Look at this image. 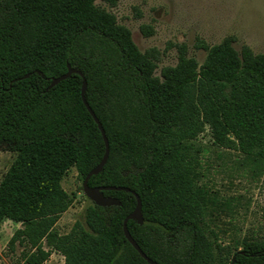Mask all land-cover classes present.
I'll list each match as a JSON object with an SVG mask.
<instances>
[{"label":"trees","instance_id":"trees-1","mask_svg":"<svg viewBox=\"0 0 264 264\" xmlns=\"http://www.w3.org/2000/svg\"><path fill=\"white\" fill-rule=\"evenodd\" d=\"M116 19L96 0H0V150L16 152L0 178V220L20 224L8 250L21 246L25 264H42L51 251L65 264H151L125 238L131 191L104 189L120 203L91 201L84 224L55 228L72 199L61 177L74 167L83 179L104 154L81 98L83 75L109 151L87 183L139 194L143 221L126 220L139 248L162 264H264V238L244 237L237 247L220 242L207 223L215 197L200 182L203 146L197 141L196 151L188 141L175 157L164 151L177 133L198 135L208 121L213 144L242 151L240 164L264 165V51L247 43L237 49L232 35L211 45L198 39L206 49L198 62L177 42L175 63L157 73L159 49L142 51ZM67 63L82 75L49 86Z\"/></svg>","mask_w":264,"mask_h":264},{"label":"rangeland","instance_id":"rangeland-1","mask_svg":"<svg viewBox=\"0 0 264 264\" xmlns=\"http://www.w3.org/2000/svg\"><path fill=\"white\" fill-rule=\"evenodd\" d=\"M96 3L116 14V20L129 28L142 51L152 45L159 49L154 68L157 73L160 66L175 63L177 42L186 43L188 53L198 62L206 54L205 48L196 46L198 39L211 45L232 35L237 49L247 43L254 52L264 51V0H117L112 6L100 0ZM142 24L150 25L151 33L144 34ZM207 123L198 135L177 133L173 144L164 148L165 154L175 157L174 153L184 151L188 141L195 143L196 151L197 141L203 146L200 182L215 197L214 204L206 209V221L220 242L239 247L244 237L264 238V165L253 168L240 164L243 152L213 144ZM15 155L14 151L0 150V178ZM81 179L74 167L61 177V186L72 195L69 206L54 223L61 233L70 230L74 221L84 224V207L91 200L81 187ZM18 226L19 222L9 217L0 220V264H25L19 256L21 246L12 251L6 245ZM42 264L65 261L60 252L51 251Z\"/></svg>","mask_w":264,"mask_h":264},{"label":"water","instance_id":"water-1","mask_svg":"<svg viewBox=\"0 0 264 264\" xmlns=\"http://www.w3.org/2000/svg\"><path fill=\"white\" fill-rule=\"evenodd\" d=\"M67 68L65 72H62L61 74H58L56 76H51L50 78V83L49 86L57 83L59 80H61L64 77H67L71 72H76V73H80L82 75V72L78 69H76L75 67H70L68 65V63L66 64ZM37 72H39L37 70ZM28 75V73H25L24 76ZM83 81H82V86H81V98L84 102L85 107L87 108L88 112L94 117L95 121L98 124V128L99 131L101 133L102 139H103V143H104V154L101 158V160L96 163L92 168H90L86 174L84 175L83 179H81V187L83 188L84 193L90 198V200L92 202H94L95 204L98 205H110V204H115V203H120L118 197L116 196H112L110 194H105L103 192L104 189H125L128 191H131L132 193H134L136 200H135V205L132 208L131 211H129L123 218L122 220V224H123V230H124V234H125V238L133 245V247L139 252V254L146 259L149 263L151 264H162L159 263L156 260H153V258H150L149 256H147L137 245V243L135 242V240L131 237V233L129 232V229L127 227L126 224V220L128 218H131L135 221H137L138 223H141L143 221L142 218V214L140 211V196L137 192H135L134 190L130 189L129 187L126 186H121V185H89L87 183V179L91 174L97 173L101 168L103 163L106 162L107 157H108V142H107V138L104 134V130H103V126L99 120V118L94 114V112L92 111V109L90 108V106L87 104L85 98H84V91L86 89V79H84V76L82 75Z\"/></svg>","mask_w":264,"mask_h":264}]
</instances>
